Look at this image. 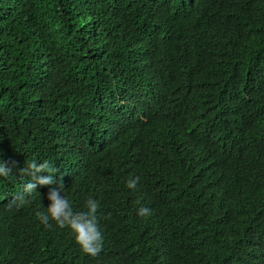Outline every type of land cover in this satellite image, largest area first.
Masks as SVG:
<instances>
[{
    "label": "trees",
    "instance_id": "1",
    "mask_svg": "<svg viewBox=\"0 0 264 264\" xmlns=\"http://www.w3.org/2000/svg\"><path fill=\"white\" fill-rule=\"evenodd\" d=\"M0 160V264H264V0H0ZM34 160L99 202L98 255Z\"/></svg>",
    "mask_w": 264,
    "mask_h": 264
},
{
    "label": "clouds",
    "instance_id": "2",
    "mask_svg": "<svg viewBox=\"0 0 264 264\" xmlns=\"http://www.w3.org/2000/svg\"><path fill=\"white\" fill-rule=\"evenodd\" d=\"M16 167L15 161H3L0 160V176L9 177L13 169ZM57 169L53 168L48 161H32L27 167L19 170L21 175H28L32 177L31 182H27L24 185V192L31 194L35 191L37 185L48 186L49 191L47 199L50 201L47 207V213L38 212L37 217L42 224L48 225L50 220L55 221V224L59 228H69L74 234L75 241L81 248V250L91 256H96L103 248L104 236L100 231L96 213L99 207V202L89 198L86 201V211H74L69 200L61 193L64 189V184L58 183L54 173ZM40 173H47V175H38ZM139 177L130 179L127 182V187L135 189L139 182ZM23 204L25 198L20 195L17 198H13L11 204ZM151 210L149 208L141 206L138 209V215L146 216L150 215Z\"/></svg>",
    "mask_w": 264,
    "mask_h": 264
}]
</instances>
